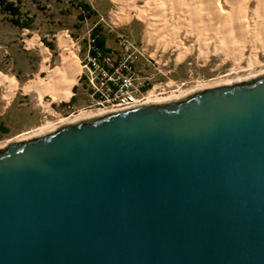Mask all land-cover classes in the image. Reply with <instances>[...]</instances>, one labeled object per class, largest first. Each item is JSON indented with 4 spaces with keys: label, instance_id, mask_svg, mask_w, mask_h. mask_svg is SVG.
<instances>
[{
    "label": "water",
    "instance_id": "water-1",
    "mask_svg": "<svg viewBox=\"0 0 264 264\" xmlns=\"http://www.w3.org/2000/svg\"><path fill=\"white\" fill-rule=\"evenodd\" d=\"M0 264H264V76L0 148Z\"/></svg>",
    "mask_w": 264,
    "mask_h": 264
},
{
    "label": "rangeland",
    "instance_id": "rangeland-1",
    "mask_svg": "<svg viewBox=\"0 0 264 264\" xmlns=\"http://www.w3.org/2000/svg\"><path fill=\"white\" fill-rule=\"evenodd\" d=\"M173 1L170 5L173 12L176 11L177 21L181 23V15L186 14V23H191L190 26H183L177 37L188 53H182L175 43L169 41L171 35L160 36L150 24L151 15L157 7L161 6L168 17L170 6L167 0H0V73L18 83L10 101L4 98L6 89L0 87V121L9 129V133L2 135L0 141L39 130L46 123L56 124L64 117H71L73 112L80 114L78 112L88 105V93L81 81L78 90H74L75 86L72 90L71 96L79 98L75 103H71V96L68 101L56 102L49 94L41 98L38 93L25 92L23 88L32 81L43 83L51 72L60 69L61 54L65 51L59 40L61 36L68 38L73 51H76L81 74L84 48L91 30L97 26L107 37L106 46L111 50L120 48L119 34H125L131 42L145 47L147 54L141 58L138 68L143 71L141 81H147L145 89L150 90V96L153 91L152 98L165 99L181 95L169 101L176 102L208 88L264 76L262 43H257L255 48L259 62L257 66H250L253 50L250 43L238 63L235 57L229 56L224 50H218L223 39H227L226 29L216 19L207 22L208 19L202 16L200 9L202 4L195 3L196 0ZM149 2L152 10L146 11ZM83 4L90 6L92 13L89 16L83 14ZM249 6L254 12L256 0L250 2ZM225 8L229 10L227 6ZM140 10L147 12L148 20L137 16ZM193 13L196 14L194 20L191 18ZM254 23L258 26L257 31L262 30L259 22ZM30 40H36L37 43L30 46ZM151 57L155 60H151L152 64ZM46 59V69L42 70ZM237 66L240 67L239 71ZM42 102L49 104L50 108Z\"/></svg>",
    "mask_w": 264,
    "mask_h": 264
},
{
    "label": "bare ground",
    "instance_id": "bare-ground-1",
    "mask_svg": "<svg viewBox=\"0 0 264 264\" xmlns=\"http://www.w3.org/2000/svg\"><path fill=\"white\" fill-rule=\"evenodd\" d=\"M172 1L173 0H167L168 4L170 6L168 8L169 9L168 10V12H169L168 17L165 15L166 11L161 6L157 7L156 11H154L153 14L151 15L152 21L150 24H151L152 28L154 29V31L157 32V34L158 33L161 34L160 36H162V34L171 35L169 41L172 43H175L177 48L182 50V53L183 52L188 53L183 49V42L178 40L177 37H178L179 31L183 28V26H187V25L190 26L191 23L189 21H188L189 24L186 23V21H185V19L187 18V17H185L186 14L181 15V23L182 24L177 21L176 14L174 13L176 11L173 12V9L170 5ZM252 1L253 0H196V2H195V3L199 2L200 4L203 5L202 8L200 7V9L202 10V16L204 18L208 19L207 22L212 20V19L213 20L216 19V20H218L216 22H219L221 25H223L222 27H224L226 29V32H225L223 30L224 28H222V30L225 33H227V36H226L227 39L226 38L223 39L224 41L219 46L217 45L218 50L219 49L224 50V52H226L229 56L235 57V60L237 59L238 63H240L241 59L244 56L245 51L247 50V48H246L247 45L249 43L252 45L253 50L250 54V59H251L250 66H251V68L254 66H257L259 63L257 61L258 56H257L256 50H255L256 44L260 42V43H262V45L264 47V0H256L257 6H256V9L254 12H252V10L250 9V6H249L250 2H252ZM173 2L177 3L178 1L175 0ZM150 3L151 2L148 3V7H147L146 11L151 9ZM225 6H227L229 8V10L226 9ZM180 7H182V6H180ZM191 11H192V9H191ZM146 13L147 12L140 10L137 12V16L144 19V20H148ZM202 16H201V18H203ZM195 17H196V14H194V13L191 14V18L193 20L195 19ZM193 20H191V22ZM255 21L259 22V26H262V28H261L262 30H260V31L256 30V27H258V26H257V24L254 23ZM213 23H214V21H213ZM216 25H217V23H216ZM217 26H219V25H217ZM200 32H201V30H200ZM218 32L221 34L220 31H218ZM238 32H239V34H238ZM221 35H224V33ZM230 36H231V38H229ZM59 40H60L61 45L63 47H65V51L61 54L62 63H61L60 69L51 72L48 76V79L45 80L43 83H38L36 81H32V82L26 84L25 87L23 88V90L25 92H36L40 95L41 98L45 94H49L52 97V99L56 102L67 100L72 95L73 87L77 84L78 79H79V75H80L79 59H78L76 51H73V49H72L73 47L71 46L68 38H66L65 36H61ZM166 40H167V38H166ZM169 41H168V43H169ZM36 43H37L36 40L28 41V44L30 46H34ZM219 43L220 42H218V44ZM47 55L48 54H46V57H47ZM46 61H47V59L45 60L43 66H42V70L46 69ZM236 63L237 62H235V64ZM236 69L238 70V69H240V67L237 66ZM81 72H82V69H81ZM240 80H242V79H240ZM226 81H224V82H226ZM231 83L232 82H228L227 84H231ZM216 85H218V84H216ZM216 85H214V86H216ZM210 86H213V84H211ZM0 87H4L6 89V94L4 95V98L7 101H10L11 98L13 97V95L15 94L17 88H18V83L15 80H8L5 77V75L0 73ZM202 88H203V86H202ZM200 89H201V87H200ZM152 94H153V91H152ZM152 94H151L149 102L147 104L174 101V100L181 97V95L177 96V94H176L174 96H168L169 98L167 97L165 99H161L158 97L152 98L153 97ZM42 103L44 105H46L47 107H49V104L44 103V102H42ZM103 113H101V114H103ZM98 115H100V114H92L90 112L82 111L78 115L74 114L73 116L68 117V118L64 117L61 120H59L56 124L46 123V125L41 127V129H39V130L28 132L26 134L19 135L17 137L11 138V139L1 140L0 141V148L4 147L5 145H7L11 141L28 139L31 137L39 136V135L54 131L62 125L73 123V122L80 121V120L87 119V118H91V117H95Z\"/></svg>",
    "mask_w": 264,
    "mask_h": 264
},
{
    "label": "built area",
    "instance_id": "built-area-1",
    "mask_svg": "<svg viewBox=\"0 0 264 264\" xmlns=\"http://www.w3.org/2000/svg\"><path fill=\"white\" fill-rule=\"evenodd\" d=\"M94 28L84 48L79 78L87 90L89 103L78 113L101 114L147 104L150 90L145 89L147 81H141L143 73L138 68L141 58L147 54L145 47L131 42L125 34H119L120 48L105 51L98 45ZM151 60L155 61L152 57Z\"/></svg>",
    "mask_w": 264,
    "mask_h": 264
},
{
    "label": "trees",
    "instance_id": "trees-1",
    "mask_svg": "<svg viewBox=\"0 0 264 264\" xmlns=\"http://www.w3.org/2000/svg\"><path fill=\"white\" fill-rule=\"evenodd\" d=\"M81 8H82V10H83V14L86 13V15L89 16V15L92 13V10H91V8H90V6H89L88 4H83V5H81ZM80 18L83 20V19H84V18H83V15H81ZM93 31H94V34H95V35H98V40H97V41H98V45H99L103 50H105V51H109L110 49L106 46V44H107V37H106L104 34H102V31H101L100 26L95 27ZM49 46L51 47V49H54V48L52 47V45L49 44ZM74 90L76 91L77 88L75 87ZM75 102H76V99H75V96H74V97H72V99H71V103H75ZM8 133H9V129H8V127H6V126L4 125V123H3L2 121H0V137H1L2 135H4V134H8Z\"/></svg>",
    "mask_w": 264,
    "mask_h": 264
},
{
    "label": "crops",
    "instance_id": "crops-1",
    "mask_svg": "<svg viewBox=\"0 0 264 264\" xmlns=\"http://www.w3.org/2000/svg\"><path fill=\"white\" fill-rule=\"evenodd\" d=\"M140 70H141V69H140ZM141 71H142V70H141ZM142 72H143V71H142ZM79 78H80V76H79ZM79 85H80V79H78V82H77V84L75 85V87L77 88V90H78V88H79V87H78ZM72 95H73V94H72ZM75 95H76V94H75ZM71 97H72V96H71ZM77 98H78V97L75 96L76 101H77ZM78 100H79V98H78ZM67 101H68V100H67Z\"/></svg>",
    "mask_w": 264,
    "mask_h": 264
}]
</instances>
